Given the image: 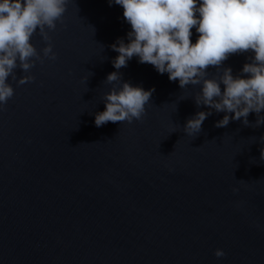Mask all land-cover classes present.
Segmentation results:
<instances>
[{"label":"water","instance_id":"obj_1","mask_svg":"<svg viewBox=\"0 0 264 264\" xmlns=\"http://www.w3.org/2000/svg\"><path fill=\"white\" fill-rule=\"evenodd\" d=\"M47 30V29H46ZM131 26L109 0H69L49 31L55 60L43 58L0 110V264H264V124L256 113L197 106L201 85L179 86L133 56L116 69L118 38ZM195 28L190 37L198 38ZM254 53L230 55L208 77L242 73ZM121 83L152 88L132 123L95 125L104 94ZM120 86V82H116ZM221 91L224 85L221 83ZM211 111L201 131L183 130ZM260 116H264L262 111ZM97 142V143H96ZM242 180V181H241ZM238 189L233 191V189ZM221 249L225 255L216 257Z\"/></svg>","mask_w":264,"mask_h":264},{"label":"clouds","instance_id":"obj_2","mask_svg":"<svg viewBox=\"0 0 264 264\" xmlns=\"http://www.w3.org/2000/svg\"><path fill=\"white\" fill-rule=\"evenodd\" d=\"M113 2L123 8V18L131 26L128 43L118 38L110 46L119 53L112 61L114 68L126 67L136 56L139 63L151 64L159 74L167 73L170 81L178 80L181 88L201 85L195 95L197 106L203 104L216 112L234 114L224 115L215 127H226L230 120L241 118L248 126L247 117L253 112L258 118L251 126L264 124V116L259 115L264 111V0H109ZM68 3L69 0H0V110L14 95L7 82L9 77L19 85L35 79L22 75L17 80L15 69L29 73L36 61L43 63L31 43L37 30L46 42L41 50L43 57L56 59L48 32L56 29L57 21L62 22ZM193 28L199 34L195 43L190 39ZM245 52L254 53L251 62L242 68V73L248 74L246 78L234 77L230 67L207 78L210 66L219 69L230 55ZM106 82L113 87L104 94L105 110L95 114V125L140 121L155 89L145 91L128 82L121 83L119 72L108 74ZM116 82H120L119 87ZM211 114L197 112L183 130L195 137ZM260 139L264 140V136ZM214 254L218 258L225 255L221 249Z\"/></svg>","mask_w":264,"mask_h":264}]
</instances>
